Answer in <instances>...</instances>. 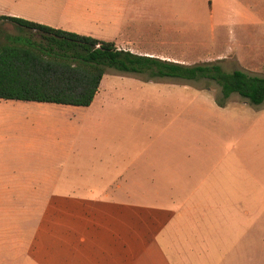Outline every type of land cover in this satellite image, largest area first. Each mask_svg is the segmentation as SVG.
Listing matches in <instances>:
<instances>
[{"label":"rangeland","instance_id":"374dc122","mask_svg":"<svg viewBox=\"0 0 264 264\" xmlns=\"http://www.w3.org/2000/svg\"><path fill=\"white\" fill-rule=\"evenodd\" d=\"M102 1L0 0V14L46 16L47 5ZM124 1L134 8L130 32L146 50H169L164 59L185 65L217 63L264 77V0ZM2 30L16 33L8 23ZM219 96L217 84L205 79L107 69L87 107L0 99V148L9 156L11 191L126 198L158 190L156 175L148 173L152 160L240 163L237 174L250 176V192L260 195L251 221L260 207L261 229L251 224L240 248L218 249L215 264H264V103L252 106L233 94L220 106ZM7 251L0 247V263Z\"/></svg>","mask_w":264,"mask_h":264},{"label":"crops","instance_id":"0c3cea01","mask_svg":"<svg viewBox=\"0 0 264 264\" xmlns=\"http://www.w3.org/2000/svg\"><path fill=\"white\" fill-rule=\"evenodd\" d=\"M45 8L46 16L10 11L0 15L170 61L164 59L171 55L169 50H146L130 32L134 8L124 0L102 1L98 7L71 2ZM70 14L97 28L72 24ZM3 155L0 148V247L8 251L0 264H215L218 249L240 248L253 224L261 229L260 207L258 219L251 221L252 208L260 206L254 200L260 195L250 192V176L237 174L240 163L152 160L148 173L156 175L154 193L131 191L126 198L93 192L47 196L11 191L10 160Z\"/></svg>","mask_w":264,"mask_h":264},{"label":"trees","instance_id":"16d2710c","mask_svg":"<svg viewBox=\"0 0 264 264\" xmlns=\"http://www.w3.org/2000/svg\"><path fill=\"white\" fill-rule=\"evenodd\" d=\"M15 34L0 29V99L89 106L107 69L126 74L217 84V104L236 94L252 106L264 103V77L224 71L217 63L185 65L118 49L99 40L23 18L0 15Z\"/></svg>","mask_w":264,"mask_h":264}]
</instances>
